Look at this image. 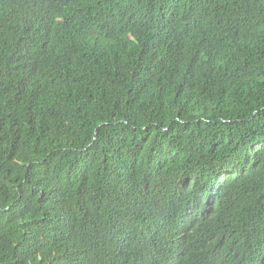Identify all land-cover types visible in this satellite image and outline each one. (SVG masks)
I'll list each match as a JSON object with an SVG mask.
<instances>
[{"label":"trees","instance_id":"trees-1","mask_svg":"<svg viewBox=\"0 0 264 264\" xmlns=\"http://www.w3.org/2000/svg\"><path fill=\"white\" fill-rule=\"evenodd\" d=\"M0 264H264V0H0Z\"/></svg>","mask_w":264,"mask_h":264}]
</instances>
